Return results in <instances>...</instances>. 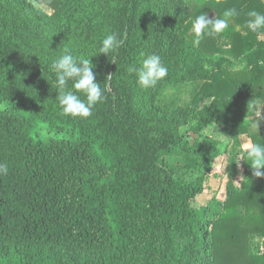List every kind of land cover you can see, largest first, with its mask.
Here are the masks:
<instances>
[{"label": "trees", "instance_id": "16d2710c", "mask_svg": "<svg viewBox=\"0 0 264 264\" xmlns=\"http://www.w3.org/2000/svg\"><path fill=\"white\" fill-rule=\"evenodd\" d=\"M43 1L52 13L0 0V264H264V178L242 147L264 145V30L247 27L264 1ZM230 8L228 29L193 45L194 19ZM111 32L123 40L115 62L96 54ZM65 49L107 85L90 117L56 99L51 63ZM142 53L168 67L148 89L129 72ZM197 81L188 105L159 103L168 85ZM215 125L231 150L205 132ZM225 148V198L194 207Z\"/></svg>", "mask_w": 264, "mask_h": 264}, {"label": "clouds", "instance_id": "9594fccd", "mask_svg": "<svg viewBox=\"0 0 264 264\" xmlns=\"http://www.w3.org/2000/svg\"><path fill=\"white\" fill-rule=\"evenodd\" d=\"M237 15L235 8L227 9L223 13V18H208L206 13L198 15L192 22L191 33L195 39L193 45H198L202 37L212 34H219L228 29L230 19ZM247 27L253 31L264 30V14L255 10L250 11ZM123 44V40L117 33L111 32L104 36L100 42V47L96 54H113L112 62H115V53ZM142 59L139 66L133 65L129 72L136 77V83L143 89H148L157 85L159 81L168 75V67L162 62L157 54H141ZM95 65L90 59L74 56L70 50L65 49L64 54L54 59L51 69L55 73V86L57 88L56 99L62 111L72 117L87 118L92 115L94 106L105 99L101 84L97 82V74L94 72ZM244 64L237 65L233 70L240 71ZM112 75H105V81L111 80ZM71 82V87H69ZM83 94L84 98H81ZM264 119V117H262ZM253 124V127H259ZM244 160L253 169V175L257 178H264V145L249 143L246 147ZM8 167L0 163V175L7 174Z\"/></svg>", "mask_w": 264, "mask_h": 264}, {"label": "rangeland", "instance_id": "374dc122", "mask_svg": "<svg viewBox=\"0 0 264 264\" xmlns=\"http://www.w3.org/2000/svg\"><path fill=\"white\" fill-rule=\"evenodd\" d=\"M200 84V81L188 84L172 83L168 85L167 88L163 91L162 95L160 96L159 103L162 105H170L173 107L186 106L191 102L192 96L199 88ZM184 130H186V127L184 128ZM205 132L211 134L216 140L222 142L225 146H227L228 150H231L232 139L230 135L225 132L224 127L215 125L213 127L207 128ZM249 143H251V141L247 137H243L242 147L246 148ZM227 149L224 150L222 154L215 159L213 168L208 174L204 191L197 197H195V199L192 201L194 207L202 208L209 204V202L214 197L219 200H223L225 198L226 184L230 179V170L228 169V156L230 151H228ZM166 159L172 165L178 164L180 162V159L175 156H170ZM238 171L240 174L235 181L239 184L243 175L241 161L238 162ZM257 240L262 241V238L257 237Z\"/></svg>", "mask_w": 264, "mask_h": 264}, {"label": "crops", "instance_id": "0c3cea01", "mask_svg": "<svg viewBox=\"0 0 264 264\" xmlns=\"http://www.w3.org/2000/svg\"><path fill=\"white\" fill-rule=\"evenodd\" d=\"M37 4H39L45 11L48 13L53 12V8L47 5L43 0H34ZM264 1V0H263Z\"/></svg>", "mask_w": 264, "mask_h": 264}]
</instances>
